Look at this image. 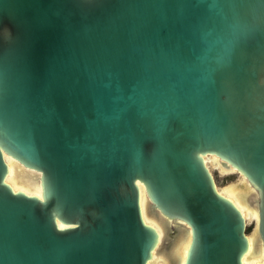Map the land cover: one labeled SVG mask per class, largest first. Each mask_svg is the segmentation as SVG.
Returning a JSON list of instances; mask_svg holds the SVG:
<instances>
[{
    "label": "water",
    "instance_id": "1",
    "mask_svg": "<svg viewBox=\"0 0 264 264\" xmlns=\"http://www.w3.org/2000/svg\"><path fill=\"white\" fill-rule=\"evenodd\" d=\"M207 155L264 251V0H0V264H243Z\"/></svg>",
    "mask_w": 264,
    "mask_h": 264
},
{
    "label": "bare ground",
    "instance_id": "2",
    "mask_svg": "<svg viewBox=\"0 0 264 264\" xmlns=\"http://www.w3.org/2000/svg\"><path fill=\"white\" fill-rule=\"evenodd\" d=\"M208 156H210L211 158L215 159V161L218 163V165L220 166V168L223 171H232V168L224 169L221 166L219 159H217L215 156H212V155L204 156V161H205L207 167H208V164L206 162L207 161L206 157H208ZM6 162L8 164V173H7L6 177H5L6 182L14 190H18L19 189V190L24 191L25 193L36 194L37 196H39V189H35L34 185L32 184L31 179L28 176V174L26 172H24L21 169V167L14 160H12L10 158H6ZM16 166H18L19 169H20V171H19L20 172V176H17V175L14 174V167H16ZM243 184H244L245 192H243L242 194H239L238 192H233L230 195L231 196L230 197V196L224 194L223 192H220L219 188H218V191L222 195H224L225 197L230 199L236 205V207L240 210L245 222H246L247 214L242 211V207L241 206H243V207L245 206V208H247L248 210L254 211L255 215H256L255 218H256V226H257V222H258L257 209H256V207L253 204L250 203V196L251 195L253 196V193L251 194L252 190H250V188L246 185L245 180H244ZM144 201H145L144 199L140 200L143 219H144V221L146 223H148L149 225L153 226L157 230L158 234L160 235L159 239H161V237H162V225L159 224L157 221H155V220H153V219H151L149 217V215H148V213L146 211V208H145V202ZM244 202L247 203L248 205H250L251 207L250 208L247 207ZM255 232H256V235H257V238H258L257 239L256 249H254V243L255 242L253 243V241H251V239H249L248 235H247L248 249L244 253V255L242 256V263L243 264L258 263V262H261L263 260V258H264V251L261 249L260 245L258 246L259 241H260L259 235H258L256 230H255ZM188 239H187V242H185V244L183 245L182 254L186 251V248H187V245H188L187 243L189 241ZM258 247H259V250H258ZM157 257L161 258L164 261V263L167 264L166 260L164 258H162L160 255H157L156 253H154L152 255V259L148 262V264H153Z\"/></svg>",
    "mask_w": 264,
    "mask_h": 264
},
{
    "label": "rangeland",
    "instance_id": "3",
    "mask_svg": "<svg viewBox=\"0 0 264 264\" xmlns=\"http://www.w3.org/2000/svg\"><path fill=\"white\" fill-rule=\"evenodd\" d=\"M207 164L210 170L212 171L214 175V179L216 181V184L218 185V188L220 192H223L224 194L230 196L233 192H238L239 194H242L245 192L243 182L244 179L238 175L237 173H234L232 171H223L218 163L215 161V159L211 158L210 156L206 157ZM20 169L18 166L14 167V174L17 176H20ZM234 196V195H233ZM231 197V196H230ZM245 203V202H244ZM247 207H251L247 203H245ZM242 211L247 214L246 216V232L248 235V238L251 239L254 243V249H256L257 246V235H256V215L255 212L252 210H248L245 208V206H241ZM153 264H165L164 261L157 257Z\"/></svg>",
    "mask_w": 264,
    "mask_h": 264
}]
</instances>
